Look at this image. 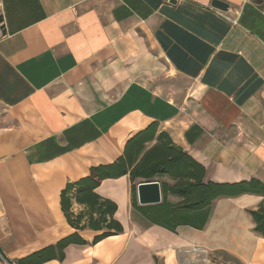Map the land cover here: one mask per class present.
Segmentation results:
<instances>
[{
    "label": "crops",
    "instance_id": "obj_1",
    "mask_svg": "<svg viewBox=\"0 0 264 264\" xmlns=\"http://www.w3.org/2000/svg\"><path fill=\"white\" fill-rule=\"evenodd\" d=\"M170 1L0 0V254L8 261L77 233L85 245L44 264H174L187 246L264 264V237L247 214L260 196L219 199L202 230L173 233L133 212L127 176L106 179L94 193L116 205L123 233L95 244L101 232L74 230L61 211L67 184L114 163L152 124L204 168V183L264 185V0ZM74 195L70 212L84 216Z\"/></svg>",
    "mask_w": 264,
    "mask_h": 264
},
{
    "label": "trees",
    "instance_id": "obj_2",
    "mask_svg": "<svg viewBox=\"0 0 264 264\" xmlns=\"http://www.w3.org/2000/svg\"><path fill=\"white\" fill-rule=\"evenodd\" d=\"M204 175L202 166L175 147L169 136L158 132L157 125L152 124L126 143L123 156L114 163L90 168L88 176L67 184L60 194V208L74 230L101 232L93 239L94 244L109 236L119 235L123 233V229L113 218L116 205L99 198L94 190L103 180L127 176L131 183L133 212L147 223L173 233L183 226L202 230L212 206L219 199L243 195L260 196L263 200L259 207L248 210L247 213L253 224V233L264 237V185L254 179L236 184L204 183ZM161 178H167L172 184L160 181ZM152 181L159 183L162 201L157 205L139 206L136 185ZM73 192L74 202L87 207L84 216H73L70 212ZM169 197H175L178 201L171 202ZM71 244L85 245V242L77 233H73L55 246L32 254L16 264H44L53 259L61 261L63 249Z\"/></svg>",
    "mask_w": 264,
    "mask_h": 264
},
{
    "label": "rangeland",
    "instance_id": "obj_3",
    "mask_svg": "<svg viewBox=\"0 0 264 264\" xmlns=\"http://www.w3.org/2000/svg\"><path fill=\"white\" fill-rule=\"evenodd\" d=\"M174 257V264H245L225 250L209 251L202 246L181 247L175 251Z\"/></svg>",
    "mask_w": 264,
    "mask_h": 264
},
{
    "label": "water",
    "instance_id": "obj_4",
    "mask_svg": "<svg viewBox=\"0 0 264 264\" xmlns=\"http://www.w3.org/2000/svg\"><path fill=\"white\" fill-rule=\"evenodd\" d=\"M170 2H175L171 0ZM211 7L225 12L227 5L220 1H213ZM136 200L139 206L157 205L162 201L160 185L156 181L142 182L136 185Z\"/></svg>",
    "mask_w": 264,
    "mask_h": 264
},
{
    "label": "built area",
    "instance_id": "obj_5",
    "mask_svg": "<svg viewBox=\"0 0 264 264\" xmlns=\"http://www.w3.org/2000/svg\"><path fill=\"white\" fill-rule=\"evenodd\" d=\"M6 35V31H5V27H4V24H3V19H2V16L0 14V40L5 37ZM0 261L4 264H13V263H9V261L5 260L4 257L0 254Z\"/></svg>",
    "mask_w": 264,
    "mask_h": 264
}]
</instances>
